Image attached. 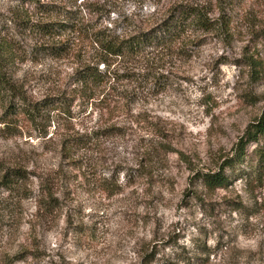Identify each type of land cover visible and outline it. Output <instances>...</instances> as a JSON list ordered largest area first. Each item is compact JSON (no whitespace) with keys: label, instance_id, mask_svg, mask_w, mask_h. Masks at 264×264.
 Returning <instances> with one entry per match:
<instances>
[{"label":"rangeland","instance_id":"1","mask_svg":"<svg viewBox=\"0 0 264 264\" xmlns=\"http://www.w3.org/2000/svg\"><path fill=\"white\" fill-rule=\"evenodd\" d=\"M155 2L0 0V43L16 53L7 71L41 104L32 120L10 118L0 98V264H264V138L226 168L227 186L199 177L235 158L264 109V0L228 12L226 38L193 32L187 48L107 57L99 69L115 80L94 95L75 83L102 56V7L138 21ZM50 5L73 13L77 40L34 30L64 21L44 12ZM57 42L71 45L64 59L43 50ZM7 166L27 180L4 186Z\"/></svg>","mask_w":264,"mask_h":264},{"label":"trees","instance_id":"2","mask_svg":"<svg viewBox=\"0 0 264 264\" xmlns=\"http://www.w3.org/2000/svg\"><path fill=\"white\" fill-rule=\"evenodd\" d=\"M25 1L40 5L38 0ZM156 1L153 4L154 11L138 21L120 13L121 8L118 5L105 4L102 7L101 10L109 19L108 24L111 26L107 25L102 31L94 35L95 42L102 53L100 61L95 65L86 64L81 66L74 76L75 83L85 89V93L94 95L95 88L105 86V90L106 85L112 79L115 80L112 73L99 69L101 64L110 66L107 57L138 58L145 55L150 47H176L179 49L184 46V48H187V41L191 38L189 34L193 32H214L226 38V36H230V26L232 24L231 13L228 12L237 5L241 7L245 5V0H206L203 3H190L189 1L179 0L168 5H161L159 0ZM46 8L45 13L63 16L64 21L38 23L34 25V30L38 34L54 40L70 32L71 40L75 38L77 40L75 34L78 29L74 25L73 13L62 9L58 5H50ZM116 13L119 16L113 20L111 17ZM215 13H217V17H214ZM118 24L122 25L121 32L117 30ZM43 50L49 56L59 60L70 54L71 45L66 42H57L51 46L43 47ZM15 56L16 53L6 42L0 43V98L6 116L14 118L15 115H24L32 120L34 118L31 117L40 110L41 104L30 103L26 93L22 89L20 90L12 81L7 67ZM107 80H109L108 83ZM261 138H264V109L261 116L248 126L244 137L237 145L235 158L227 159L219 171L202 173L199 177L211 189L227 186L229 180L225 174L226 168L240 167L241 164H244L246 146L258 142ZM257 165L255 173L260 176L261 172L264 173V151H260ZM1 171L3 172L1 183L4 186L19 185L27 180V172L23 169L7 166L3 167ZM51 198L53 196L49 200ZM50 203L49 205H52Z\"/></svg>","mask_w":264,"mask_h":264}]
</instances>
